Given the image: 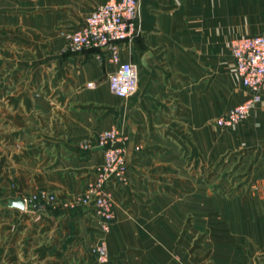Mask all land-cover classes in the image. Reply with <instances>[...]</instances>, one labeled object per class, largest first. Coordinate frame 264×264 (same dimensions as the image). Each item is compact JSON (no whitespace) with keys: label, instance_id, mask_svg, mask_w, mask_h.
<instances>
[{"label":"crops","instance_id":"crops-1","mask_svg":"<svg viewBox=\"0 0 264 264\" xmlns=\"http://www.w3.org/2000/svg\"><path fill=\"white\" fill-rule=\"evenodd\" d=\"M27 2L50 12L9 17L22 2H0V264H264V191L209 194L191 172L199 148L213 164L220 147L237 181L264 190V92L236 126L212 124L248 95L229 44L264 35V0H139V33L120 45V62L138 70L126 99L109 91L115 66L103 52L72 53L64 43L104 0ZM22 26L31 49L15 32ZM8 38L17 49H7ZM26 54L29 71L16 73ZM109 129L126 137L128 184L110 181L115 219L109 259L98 263L93 210L63 204L103 161L81 143ZM39 190L56 205H8Z\"/></svg>","mask_w":264,"mask_h":264},{"label":"built area","instance_id":"built-area-1","mask_svg":"<svg viewBox=\"0 0 264 264\" xmlns=\"http://www.w3.org/2000/svg\"><path fill=\"white\" fill-rule=\"evenodd\" d=\"M138 5L139 0H104L67 39V48L71 52L94 49L106 55L107 62L115 66L114 72L107 79L109 91L122 99L133 96L137 91L138 70L133 64L120 62V45L131 41L139 33ZM229 48L234 72L240 86L248 95L244 101L214 120V124L223 129L244 121L261 102L264 92V35L233 39ZM125 143L126 137L114 129L101 131L91 140L82 142L83 149H100L103 161L95 171L94 181L89 183L81 194L63 204L93 210L99 236L91 247V252L98 263L108 260L105 236L115 219V202L109 188L110 181L113 179L121 186L128 184ZM22 200L24 209L33 204L52 206L57 203V197L46 190H40Z\"/></svg>","mask_w":264,"mask_h":264},{"label":"rangeland","instance_id":"rangeland-1","mask_svg":"<svg viewBox=\"0 0 264 264\" xmlns=\"http://www.w3.org/2000/svg\"><path fill=\"white\" fill-rule=\"evenodd\" d=\"M1 1L2 0H0V2ZM15 1H21L22 7L21 8L16 7V9L7 10L9 17L15 16V17H22V18H30V17L36 16V15L45 16L47 14V12H50V10L45 9V7L44 8H33L31 6H26L25 4H28V2H27L28 0H6V4H7L6 6L10 7V5L13 4ZM24 28L25 27L22 26V28H20V30H15V32L21 33L23 35L21 37L22 38V48L23 49H31V47H33V46L30 45L32 41L29 39L30 38L29 33H28L29 30L24 29ZM13 29L14 28L10 26V28L8 30L12 31ZM24 34H26L27 37H24ZM68 36L69 35H65V42L64 43H66V44L68 42L67 41ZM6 43H7V49H9V50H12L15 47L12 40L9 41V38L6 40ZM38 44L40 45L39 42H38ZM40 47L42 48V46H40ZM15 48L17 49V46ZM72 53H74V52H72ZM26 56L22 57L23 60H22L21 67L18 68L19 69L18 71L16 68V73L20 71L21 74H25V72L29 71L30 65L29 64L27 65L26 61L30 60V56L27 54H26ZM46 60L47 59H45V58L38 57V61H39L40 65L44 64L43 66H45ZM12 75L13 74H11V77H12ZM212 124H214V122ZM216 129L223 130V128H219V127ZM215 137H216V135H215ZM216 143L218 146H220V144L217 141H216ZM217 148H218L217 152H215V157H214V160L212 162L213 164H207V158H206L205 151L201 152L200 148H199L198 166L195 169L194 168L191 169L192 174H194L196 172V174L198 176V188L203 189L204 192L209 193V194H220V195L227 196V197H233L238 192L244 190V187H245V190H248L249 192L254 193L255 195L262 194V192L264 191L262 189L263 185H261V184L255 185L252 183H250V184L246 183L245 184L241 181H237L238 175L236 172L237 171L236 162H232L230 167L225 166V165H227V163H223V159L225 158V156L227 158V156H228V155H226L227 152L223 151V149L220 147H217ZM208 163H210V162H208ZM184 170H187L186 173L188 175L190 174L189 168L184 169ZM39 191H36L32 194L38 193ZM31 195H28L25 198H29V197H31ZM108 259H109V256H108ZM106 262H104V263H106Z\"/></svg>","mask_w":264,"mask_h":264},{"label":"water","instance_id":"water-1","mask_svg":"<svg viewBox=\"0 0 264 264\" xmlns=\"http://www.w3.org/2000/svg\"><path fill=\"white\" fill-rule=\"evenodd\" d=\"M8 205L19 209H24V202L20 197L16 198L15 200H10Z\"/></svg>","mask_w":264,"mask_h":264}]
</instances>
